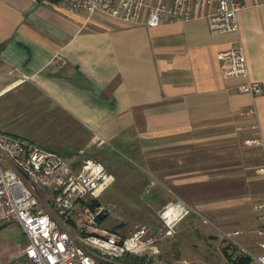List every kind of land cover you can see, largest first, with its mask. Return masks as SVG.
Instances as JSON below:
<instances>
[{"label":"crops","instance_id":"crops-1","mask_svg":"<svg viewBox=\"0 0 264 264\" xmlns=\"http://www.w3.org/2000/svg\"><path fill=\"white\" fill-rule=\"evenodd\" d=\"M67 1L0 0V95L28 86L42 93L59 126L68 127L58 134L72 144L34 142L72 160L74 149L88 148V132L111 144L131 133L152 186L169 192L160 204L183 200L257 240L264 92L242 91L245 78L221 68L219 51L240 42L248 78L264 83V0H243L238 31L227 33L209 29L206 8L149 27L146 7L132 24L98 11L69 12ZM254 137L260 143L246 145Z\"/></svg>","mask_w":264,"mask_h":264},{"label":"built area","instance_id":"built-area-1","mask_svg":"<svg viewBox=\"0 0 264 264\" xmlns=\"http://www.w3.org/2000/svg\"><path fill=\"white\" fill-rule=\"evenodd\" d=\"M257 3V0H253ZM69 12H102L138 23L146 7L145 24L157 26L164 18L190 19L196 7L213 33L238 31L237 12L243 0H68ZM221 68L233 77H244L240 89L252 96L264 92V83L248 78L246 56L240 42L219 51ZM245 114H254L250 109ZM258 128L257 123L252 124ZM106 143L98 138L97 144ZM246 145L259 144L254 137ZM264 174V166L259 168ZM114 178L97 159L84 158L77 165L56 151L30 139L0 129V221L16 222L24 233L22 253L31 264H154L161 245L176 233L177 224L191 211L211 223L189 203L176 199L158 213L160 223L138 222L125 233L103 223L114 215V205L101 199ZM264 212V201L254 204ZM241 229H219L231 246L258 264H264V223L255 235V250L241 241Z\"/></svg>","mask_w":264,"mask_h":264},{"label":"rangeland","instance_id":"rangeland-1","mask_svg":"<svg viewBox=\"0 0 264 264\" xmlns=\"http://www.w3.org/2000/svg\"><path fill=\"white\" fill-rule=\"evenodd\" d=\"M49 103L50 99L30 86L3 93L0 95V129L16 132L33 142L45 138L63 146L66 140L58 134V130L66 132L68 127L59 126L58 123L63 121L47 109ZM87 136L88 148L85 151L80 147L74 149L71 159L77 165L86 157L100 160L112 174L114 180L101 199L114 205V215L106 217L103 223L125 233L138 222L158 224V213L164 207L160 201L169 200V192L160 183L152 186L154 179L137 154L138 143L133 134H124L122 140L103 145H98L89 132ZM69 144L72 143L66 142L65 146ZM59 148L63 150V147ZM201 214L211 223H203L201 217L191 211L177 224L175 235L162 243L161 253L154 264H233L238 256H247L239 253L219 235V229L232 230L234 227L216 222L210 214ZM246 237L249 236L241 237L242 243L254 251L256 238L246 240ZM25 244L24 233L16 222L0 221V264H25L19 259ZM250 259L248 264H258Z\"/></svg>","mask_w":264,"mask_h":264},{"label":"trees","instance_id":"trees-1","mask_svg":"<svg viewBox=\"0 0 264 264\" xmlns=\"http://www.w3.org/2000/svg\"><path fill=\"white\" fill-rule=\"evenodd\" d=\"M227 255L229 258H232L230 254ZM236 259L233 261V264H248L251 261L250 257L248 256H243V257L238 256Z\"/></svg>","mask_w":264,"mask_h":264}]
</instances>
